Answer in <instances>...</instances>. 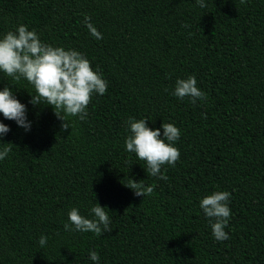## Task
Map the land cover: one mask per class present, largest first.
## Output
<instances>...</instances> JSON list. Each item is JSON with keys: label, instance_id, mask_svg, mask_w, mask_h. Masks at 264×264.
<instances>
[{"label": "trees", "instance_id": "1", "mask_svg": "<svg viewBox=\"0 0 264 264\" xmlns=\"http://www.w3.org/2000/svg\"><path fill=\"white\" fill-rule=\"evenodd\" d=\"M0 0V38L20 24L84 54L108 81L87 117L30 103L25 79L0 72L27 108L26 131L0 113V264H264V0ZM85 15L102 33L97 40ZM195 76L207 100L179 99ZM206 114V118H205ZM63 115V113H61ZM129 118L173 123L180 158L159 179L125 150ZM128 177L154 186L136 196ZM231 194L229 239L217 241L200 201ZM109 209L110 232L65 231L68 213ZM46 236L41 247L39 239Z\"/></svg>", "mask_w": 264, "mask_h": 264}, {"label": "clouds", "instance_id": "2", "mask_svg": "<svg viewBox=\"0 0 264 264\" xmlns=\"http://www.w3.org/2000/svg\"><path fill=\"white\" fill-rule=\"evenodd\" d=\"M243 4L245 0H240ZM204 8V0H196ZM83 23L92 36L97 40L103 38L102 33L91 23V17L85 15ZM0 72H3L14 81L22 78L31 84L36 95H31L30 103L40 105L45 102L52 106L56 116L62 120V130L70 128L66 116L79 117L83 121L87 117V107L93 94L104 95L107 92L108 81L102 73L93 70L91 62L86 56L73 49L54 47L41 41L35 29L29 30L25 24H20L15 31H8L0 38ZM179 99L190 98L193 104L197 100H207V95L197 86L195 76L186 79H177L172 93ZM26 105L22 104L9 87L0 91V113L7 120H13L26 131L30 130L31 122L27 119ZM63 113V115H61ZM206 118V114H205ZM147 119L135 120L129 118L126 122L130 135L125 139V150L134 153L139 160L147 164V172L154 177L167 180L168 177L161 169L165 165L174 167L180 158V151L175 142L180 138L181 131L173 123H163L161 129L153 130L148 127ZM10 131L8 125L0 122V136ZM11 152V147L0 151V160L5 159ZM126 187L133 190L136 196L151 195L154 186H145L141 181L136 182L128 177ZM231 194L228 191H215L200 201V208L209 219L212 234L217 241L229 239L225 228L228 226L231 209L229 207ZM109 209L99 203L91 208L93 218L82 215L77 208L68 213L70 223L64 225L65 231L91 232L102 236L110 232ZM47 237L41 236V247L47 243ZM89 259L98 264L99 254L89 252Z\"/></svg>", "mask_w": 264, "mask_h": 264}]
</instances>
